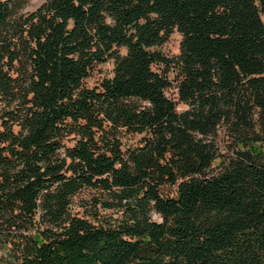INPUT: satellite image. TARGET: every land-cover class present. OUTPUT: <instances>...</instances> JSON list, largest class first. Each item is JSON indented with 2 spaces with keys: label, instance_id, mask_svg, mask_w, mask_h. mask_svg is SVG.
I'll use <instances>...</instances> for the list:
<instances>
[{
  "label": "trees",
  "instance_id": "1",
  "mask_svg": "<svg viewBox=\"0 0 264 264\" xmlns=\"http://www.w3.org/2000/svg\"><path fill=\"white\" fill-rule=\"evenodd\" d=\"M28 2L0 0V264H264V0Z\"/></svg>",
  "mask_w": 264,
  "mask_h": 264
},
{
  "label": "rangeland",
  "instance_id": "2",
  "mask_svg": "<svg viewBox=\"0 0 264 264\" xmlns=\"http://www.w3.org/2000/svg\"><path fill=\"white\" fill-rule=\"evenodd\" d=\"M44 0H29L28 5H27V9H34L35 7H37L39 4H41ZM180 40H181V33L179 31H174L169 39L162 45V49L165 53L169 54V55H174L179 53L180 51ZM101 67V71L103 72H107L110 71L111 67H112V63H106V64H102L100 65ZM98 75V73L96 74V76ZM169 94L171 95H177L176 92L173 89L169 90ZM185 107V105L183 103H179V108H183Z\"/></svg>",
  "mask_w": 264,
  "mask_h": 264
}]
</instances>
